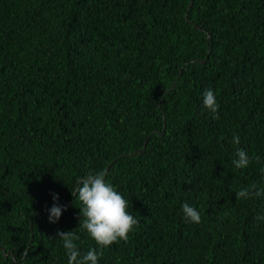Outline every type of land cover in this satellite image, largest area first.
<instances>
[{"label":"trees","instance_id":"trees-1","mask_svg":"<svg viewBox=\"0 0 264 264\" xmlns=\"http://www.w3.org/2000/svg\"><path fill=\"white\" fill-rule=\"evenodd\" d=\"M262 169L264 0H0V264H68L101 170L139 224L102 250L79 231L99 264H264V195L236 196Z\"/></svg>","mask_w":264,"mask_h":264},{"label":"clouds","instance_id":"clouds-1","mask_svg":"<svg viewBox=\"0 0 264 264\" xmlns=\"http://www.w3.org/2000/svg\"><path fill=\"white\" fill-rule=\"evenodd\" d=\"M203 105L213 113L219 110L216 94L211 88L203 92ZM233 143L239 145L240 137L234 136ZM236 157L233 163L237 168H246L251 162L247 152L243 149L236 151ZM106 176V170L96 173L89 172L77 181V187L72 190L76 201L78 200L81 204L79 209L82 219L78 229L58 233L67 252L68 264H99V259L103 255V252L98 251L97 248H91L86 253L81 252L76 243L80 239L77 234L79 231H86L102 250L120 240L127 241L129 234L139 224V220L128 212L129 201L106 180ZM261 195H264V188L257 190L255 184L236 192L237 200ZM53 199L58 201V194H53ZM64 210H66L65 207L54 203L48 210L49 222H57ZM182 212L188 222L197 224L201 222L199 211L187 202L183 204ZM256 219L264 221V215Z\"/></svg>","mask_w":264,"mask_h":264},{"label":"water","instance_id":"water-1","mask_svg":"<svg viewBox=\"0 0 264 264\" xmlns=\"http://www.w3.org/2000/svg\"><path fill=\"white\" fill-rule=\"evenodd\" d=\"M0 251H3L4 255L7 257L11 255V252L7 253L6 250H3L2 248H0Z\"/></svg>","mask_w":264,"mask_h":264}]
</instances>
